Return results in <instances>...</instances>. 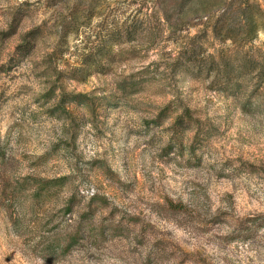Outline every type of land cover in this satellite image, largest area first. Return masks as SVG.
<instances>
[{"label":"rangeland","instance_id":"374dc122","mask_svg":"<svg viewBox=\"0 0 264 264\" xmlns=\"http://www.w3.org/2000/svg\"><path fill=\"white\" fill-rule=\"evenodd\" d=\"M0 264H264V0H0Z\"/></svg>","mask_w":264,"mask_h":264},{"label":"trees","instance_id":"16d2710c","mask_svg":"<svg viewBox=\"0 0 264 264\" xmlns=\"http://www.w3.org/2000/svg\"><path fill=\"white\" fill-rule=\"evenodd\" d=\"M25 47V46H24ZM222 72L221 76H223L224 81H223V85L229 86L232 84V80L235 78V76H237L236 71H232L231 73H229L228 71H219ZM232 74H234L235 76L232 77Z\"/></svg>","mask_w":264,"mask_h":264}]
</instances>
